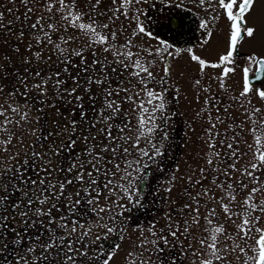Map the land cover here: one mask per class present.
<instances>
[{
    "label": "snow or ice",
    "instance_id": "1",
    "mask_svg": "<svg viewBox=\"0 0 264 264\" xmlns=\"http://www.w3.org/2000/svg\"><path fill=\"white\" fill-rule=\"evenodd\" d=\"M9 2L15 3L16 0H9ZM102 2L103 0H84L85 7L81 9L76 0H20L25 9L24 13L22 16L16 15L13 19H8L7 22H5V13L0 11V53H3L0 55V60L4 61L0 63V94H4V89L7 87L2 81L9 79L11 75L5 71L13 59L9 53H20V43L25 37L26 30L30 38L35 40L36 46H39V50L34 52L31 43L26 46L30 55L21 56L23 74L19 70H14L15 75L11 77L18 82V86L14 85L5 94L23 96L24 107L27 110L21 111L20 107L12 105L4 109L0 105V118H2L0 132L8 133L0 141V144L4 146L3 151H7V145L11 143L15 135L11 132L9 125L22 127V121L29 122L33 101L40 105L37 112L41 113L47 106L55 109L59 115V108L55 101L74 104L79 108V118H76L74 108L69 109L73 118L68 120L64 117L66 122L62 125L57 124L58 130L55 135L65 136L66 141L48 142L53 133L49 132L48 136H43L42 128L34 129L30 134L36 137L39 150H37V144L34 143L29 152L24 154V158L17 161L14 168L0 172V229L7 231V222L10 219L15 221L19 218V223L23 225L20 231L12 227L10 232L13 237L11 250L16 253V264H20L21 261L23 264H110L117 255L116 250L120 248V245H109L110 251L104 253V258L101 260L103 245L98 242L102 239L107 240L110 234L117 232L119 233L117 238L123 240L130 218L126 213L130 214L134 208L143 206L142 201L148 186V177L151 175L150 169L152 165L157 164V157L164 155L163 141L168 138L166 132L168 117L164 115L167 88L158 92L154 87H149V84L155 81L151 71L155 62L144 61L138 51H132L135 46L134 38L141 34L150 38L156 37L152 32L146 31L144 24L140 22L139 16L143 13L137 8L133 17L137 21L136 28L130 33V38L117 45V32L112 30L109 23L99 22L95 18L106 15L99 11ZM143 2L146 0H120L118 7L109 9L113 15L107 16V20L115 24L119 19L117 13L129 18L130 6ZM199 3L202 6L206 3L211 5L212 0H199ZM254 3L255 0H239V3L238 0H219V6L225 10L226 18L230 22L229 49L225 55L220 56L219 63H209L195 55L191 48L187 49L191 54V60L199 64L201 73L208 67L220 68L225 64L235 63L234 57L238 45L245 36L252 38L257 31L254 27H248L245 19L246 14L253 9ZM112 4L115 5L116 0H112ZM7 12L11 14L14 9L8 8ZM32 15L36 16L35 20H32ZM85 17H87V22H85ZM215 19L216 17H213V20ZM177 26H182V18ZM207 26V22L200 25L202 28H207ZM69 29L73 30L72 35H67ZM76 32L88 37V43L81 46L79 50L70 51V43L77 39ZM54 35L56 39H53ZM211 35L212 33L209 32L208 36L211 37ZM204 43H208V40ZM159 44L161 47L156 50L157 54L172 47L164 40H160ZM47 45H51L52 54L56 55L57 61L63 66V71L58 69L54 72H45L39 66L41 60L44 61L45 66L52 60V55L47 58L43 55ZM85 47L90 49L89 54L93 57L91 61H88L85 55ZM97 51L111 53L113 61L109 62L106 56H97ZM181 51L180 48H176L175 54L178 55ZM148 55L151 56L153 53L148 50ZM167 55L173 56V53L168 52ZM73 56L79 58V63L75 66L86 74L83 84L80 82L79 72L76 75L69 72L68 66L72 64ZM246 61L249 62V66L243 68L244 86L240 93L241 96H247L253 91L252 82L249 79L250 73L255 81L264 83V57L250 55L246 57ZM33 63L37 64L35 71L31 70ZM112 63L119 64L124 70L132 69L129 77H135L141 86L140 91L135 93V98L128 94L131 88L135 87L130 79V87H121L123 81L113 86L109 73H116L117 69L112 67ZM252 66H255L254 72ZM234 70L233 67H223L221 88L225 87L223 78L228 77ZM164 72L165 75L169 73L167 64ZM65 76L68 78L66 79ZM160 83L166 84V80L161 79ZM200 84V79L194 81L195 86ZM93 85L103 86L101 89L103 103L99 109H95L96 96L92 91ZM207 90V88L204 89V91ZM176 91L178 92L179 89ZM121 92L124 93L122 99L132 102L133 111L137 112L135 136L130 134L131 121H126L122 125L114 124L121 113V103L115 97H120ZM141 92L144 93L143 98L140 96ZM256 94L264 99V89H256ZM85 97L96 112L90 123H88V113L84 110ZM207 105L206 100V107L202 111L207 110ZM9 111L18 115L19 120H14L9 115ZM217 111H219L218 108ZM259 111L258 108L254 109V113ZM157 113H160L159 117ZM40 119V116L36 117L37 123ZM158 119L162 123L158 124ZM216 120L223 122L219 115L216 116ZM209 122L211 123V116ZM97 125L100 126L97 127ZM215 126L214 123L211 125L212 128ZM157 131L160 132L159 139L156 137ZM206 131L210 136L208 147L215 149V137L219 133H213L211 128ZM253 131L256 130L253 129ZM37 132L41 135H37ZM232 139L235 140V137ZM255 140L258 148L254 153V162L250 164V168L246 167L241 172L242 177L254 181L257 185L251 188L243 201V204L247 206L248 215L238 226L236 236L229 237L223 225H213V219L219 220V217L215 209H211L208 217H205L207 224L212 225L211 229H206L209 236L199 241L201 248L207 251L199 253L193 251L192 253L201 257L200 264H217V262L218 264H230L226 254L235 253L237 250L244 256V264H264V230L257 229L260 234L251 255L248 254L252 250L251 245L242 247L236 242L237 238L245 242L251 238L249 235L253 223L251 212L257 209L264 212V201L254 202L255 194L264 191L256 175V170L264 173V146H261L260 135H257ZM78 143L82 145V148L76 152ZM221 143L223 144V140ZM227 149L230 151L226 154V159L238 160L237 151H232V143L227 144ZM63 152L68 153L66 167H61L55 159ZM17 155L19 154L11 158L16 159ZM207 155L210 158L206 159V167L199 169L202 179L192 181L189 176V182L200 185L203 195H208L211 191L212 199L215 200V189L204 188L203 184L204 180L209 179L207 175H204L205 171L211 169L212 184L225 193L219 197V200L223 201L227 198L234 202L239 194L238 189L248 188V184L243 179L239 182L232 179V173L237 171L236 163H227L226 167L220 168L217 166L222 163L220 152L214 151ZM175 180L176 176L173 174L168 181L167 192H172ZM200 195L201 193L197 194V196ZM101 198H103V204H101ZM188 199L196 201L197 207L194 211L198 214L199 200L193 197L191 192H188ZM84 205L87 208L82 212L80 209ZM183 207L192 209L190 204H185ZM221 207L225 214L229 213L228 203H222ZM90 217L95 219H90ZM165 219L166 224L158 230L155 223L149 225L148 232L152 239H148L147 236L137 238L138 242L133 244L132 251H129L125 257V264H166L164 246L174 248L175 245L170 243L169 238L179 240L189 231V224L185 220L183 231H181L180 223L174 224L171 214L166 213ZM192 219L194 223L199 224L198 215L193 216ZM254 220L258 221L259 217H255ZM97 228L104 230L103 237L94 231ZM241 232L243 236H240ZM221 235L225 237V240L231 239L232 241L226 248L223 247V241L219 239ZM3 239L4 232H0V241ZM148 245L152 247L149 248ZM0 246L8 248L7 243ZM222 252L225 255H221ZM206 255L208 258H203ZM236 259L239 260L240 257L237 256ZM172 264H176L175 260Z\"/></svg>",
    "mask_w": 264,
    "mask_h": 264
},
{
    "label": "rangeland",
    "instance_id": "2",
    "mask_svg": "<svg viewBox=\"0 0 264 264\" xmlns=\"http://www.w3.org/2000/svg\"><path fill=\"white\" fill-rule=\"evenodd\" d=\"M77 4L81 9L85 7L84 0H76ZM239 3V0H238ZM120 4V0H116V4H112V0H103L102 4L99 6V11L102 13H106L105 16H96L97 21L102 23H109L112 30L117 32V45L122 44L126 39L130 38V33L136 28L137 21L134 17L135 10L138 8L142 11V15L139 16L140 22H142L145 26L146 31H150L153 33V36L156 38H150L147 35L141 34L139 37L134 38L133 43L134 47L132 48L133 52H139L140 56L143 57L144 61H154V66L151 68L153 75L155 77V81L152 84H149V87H154L156 91H163V89L167 88L166 93V109L164 115L169 118V124L166 128V132L168 129L172 128L175 133L178 130L179 126L177 123L178 117L183 118H192L197 117V111L199 104L208 102L213 99V88L221 87L219 83H221L220 79L217 80L215 78L214 72L215 68L208 67L204 70L203 73L200 72V66L197 62L191 60V54L187 51V49L191 48L192 52L195 55L200 56L202 59L209 62L214 59L216 55H219L221 52L226 50L229 45L230 38V22L227 20L225 15V10L220 8L219 0H212L211 5L204 4L203 6L199 3V0H146L141 4H133L130 6L128 10V17L117 13L119 19L116 20L115 24H111L110 21L107 20V16L113 15L110 8L118 7ZM8 8H13L14 12L9 14L7 12ZM182 8L184 12H182V21L193 26L194 35L191 36V43L189 46L176 45L171 48L166 49L164 52L159 54L156 53V50L161 47L159 44L160 40L167 41L168 43L172 41V37L167 34L168 30H166V26L168 24L169 16L177 9ZM18 11H15L17 10ZM37 9H39V5H37ZM0 11L5 13L6 21L8 19H13L16 15H21L24 13L25 9L21 5L20 0H16L15 3H10L9 0H0ZM95 15V13H93ZM213 17H216L213 20ZM36 16L32 15V20H35ZM245 19L247 20L248 27H254L257 31L252 38L244 37L240 46L244 48V50L248 51L250 55H255L257 57H264V0H255L253 9L249 14H246ZM85 22H87V17H85ZM207 22V28H204V32L201 31L202 27H200L201 23ZM19 27V26H18ZM123 32V34H121ZM211 32V37L208 36V33ZM63 34V33H62ZM73 30L69 29L67 35H72ZM203 34V35H202ZM202 35V36H201ZM75 39L69 45V50L72 49L79 50L81 46H84L88 43V37L83 36L81 33L76 32ZM201 36V37H200ZM202 38V41L198 40V38ZM53 39H56V36H53ZM205 40H208V43H204ZM31 43L33 45L32 51L39 50V46H36L35 40L30 38V34L25 33V37L23 41L20 43V53H9L12 55L13 59L10 64L7 65L5 71L10 73V78L3 80L2 83L7 85L4 89V94H0V105L3 106L4 109H8L9 105L20 107L21 111L27 110L25 105V99L23 96L17 94L16 96H7L8 93L13 86H18V82L14 81L11 77L15 75L14 70H19L21 74H23L24 67L21 56H29L30 53L26 50V46ZM64 45H62L63 47ZM99 48L100 46H94ZM180 48L182 51L176 55L175 49ZM148 50H150L153 55H148ZM90 49L85 47V55L88 58V61H91L93 57L89 54ZM172 52L173 56H168L167 53ZM3 55V53H0ZM44 57L47 58L49 55H52V60L49 62L47 66H45L44 61L41 60L39 62V66L43 71H63V66L57 61V57L55 54H52L51 45L45 46ZM97 56H106L109 62L113 61V56L111 53H102L101 51H97ZM72 64L68 66L69 72L72 75H76L79 72L80 82L84 83L85 73L75 65L79 63V58L73 56ZM123 59V57H120ZM235 59V63L231 66L235 69L234 72L230 73L227 77L226 81H223L226 90H228L230 95V100L232 103L231 106V114L230 118L233 121V132L236 133L234 135L235 140H233V144L235 146L234 151L238 153V160H232V162L236 163L237 171L232 173V179L239 182L242 179L245 183L248 184L247 189H238L239 194L236 197L234 202L229 201L225 198L223 201L219 200V197L225 195V193L218 188H215V202L213 206L204 205L203 200L199 204V213L197 214L194 210L197 207L192 201H189V204L192 205L191 210L183 211L180 206H176L179 199V195L183 192L194 191L192 188H186L182 191L180 184L178 185L179 180H177V163H175L169 171H173L176 180L174 182V187L172 192H167V186L164 184V171L159 174H156L159 180L156 183L151 182V186H147L145 190V196H150L151 194L155 195L154 202L150 203L147 208L143 205L142 207L134 208L131 213H126L129 215V220L126 225V232L124 233L123 240L118 239L119 233L110 234L107 240H101L98 243L105 246V242L109 239H112L111 243H107V251H110L109 245L119 244L120 248L117 251V255L110 262V264H125V257L129 251H132L133 244L137 243V238L140 236H147L148 239H152L148 232L149 225L152 223L156 224V229L163 227L166 224L165 214H171L173 223H180L181 231H183L185 220L188 221L189 231L181 236L179 240L169 238L170 243L175 245L174 250L178 251V256L176 257L177 262H183V264H200L201 257L199 255H193V251L197 253L202 251H207L206 249H202L199 241L202 238L208 237L209 232L206 229H211L212 225H208L205 217H208L211 209H215L216 215L219 217V220L213 219V225L220 226L223 225L227 231L229 237L236 236L238 232V226L242 224V220L245 216L248 215L246 211L247 206L243 204L244 199L250 192L251 188L257 186L254 181L249 180L248 178L242 177L241 172L244 168H250V164L254 162V153L258 148L256 144L255 137L257 135L261 136V146H264V99H261L256 94L257 86L252 84L253 91L247 96H241L240 93L243 91L244 80H243V68L245 66H249V62L244 60ZM0 63H4L3 60H0ZM210 63V62H209ZM169 66V73L165 75L164 68L165 65ZM37 67L36 63H33L31 66V70L35 71ZM112 67L117 69L116 73H109L110 79L112 81L113 86H115L120 81H123L121 87H130L129 79L131 80V84L135 87H132L129 95H132L135 98V93L140 91V84L137 83L135 77H129V73L132 71L131 68L124 70L119 64L112 63ZM255 66H252V71ZM119 73V74H117ZM67 79L68 77L65 76ZM161 79L166 80V84H161ZM196 79L201 80V84L199 86L194 85V81ZM211 81H214L211 83ZM69 83L71 81L69 80ZM229 87H228V86ZM264 88V83L261 84ZM102 87L103 86H92L93 94L96 96L95 100V109H99L103 103L102 98ZM207 88V91L204 89ZM262 88V89H263ZM176 89H179L177 92ZM22 92L23 89L21 88ZM207 94L209 95L207 97ZM140 96L143 98L144 93L141 92ZM124 97V93L121 92L120 97H115L118 102L121 103V113L117 116L114 124L122 125L126 121H131V135L135 136V124L137 120V112L133 111L134 105L130 101H125L122 99ZM137 104L139 100L137 99ZM57 108H59L60 114L58 115L56 110L53 108H49L45 106L44 112H37V108L40 107L39 104H36L33 101V106L30 110V121L29 122H21V126L9 125L11 132L15 133L10 144L7 145V151H3V145L0 144V172L8 168H14L17 164V161H20L24 158V154L29 152L31 145L34 143L37 144V150H39V143L36 141V137L31 135L30 132L34 129L42 128V135L48 136L49 132L53 133L52 136L49 137V141H56L59 143L60 140H65L66 137L61 135L57 137L55 133L57 132V124H64L66 120L64 117H67L68 120L73 118L69 109H73L76 111V118H79V108L78 106H74V104H65L62 101H55ZM85 111L88 113V123L91 122V118L96 115L95 109L89 104L87 97L84 100ZM183 107V109H182ZM260 109L259 112L254 113V109ZM182 110V113H181ZM9 115L13 117L14 120H19V116L13 114L9 111ZM40 116L41 119L37 123L36 117ZM157 116H160V113H157ZM2 120V118H0ZM157 123H162L161 120H157ZM236 123L239 126H236ZM100 125H97L99 127ZM87 127V124H85ZM255 129L256 131H253ZM127 131V130H126ZM8 133L0 132V141H2ZM37 135H41L40 132H37ZM157 139L160 138V132L156 133ZM22 141V142H20ZM165 141V140H164ZM163 141V143H164ZM143 146V141L141 142ZM82 148V145L78 143L75 151L79 152ZM164 150V149H163ZM188 151L192 152V150L188 149ZM19 154L16 156V159H12L11 157L15 154ZM75 154V153H73ZM163 162L164 158L161 157ZM61 167H66L68 164V153L63 152L60 157L55 158ZM158 160V159H157ZM203 159H201L202 161ZM258 162V161H256ZM163 167L164 165L154 164L152 165V170H157L158 168ZM256 175L260 179V186L264 187V173L260 170H256ZM169 187V185H168ZM166 192H165V191ZM187 190V191H186ZM149 192V194H148ZM167 194V196H166ZM198 194V193H197ZM197 194H195L197 196ZM194 197V194L192 195ZM203 198V195H200ZM165 198V199H164ZM167 198V199H166ZM164 200L166 205L164 206ZM264 201V191L255 194L254 202L260 203ZM103 198H101V204H103ZM228 203L230 211L228 214H225L221 204ZM87 208L86 205L82 206L80 211H85ZM181 216H179V213ZM171 212V213H169ZM178 213V214H177ZM198 215L199 224L193 222V216ZM231 217V218H229ZM259 217L258 221H255L254 218ZM212 218V217H209ZM251 218H253V223L251 225V231L249 233L250 239L246 242L237 238L236 242L240 243L242 247L252 246V250L249 251V255L255 249V243L258 239L259 232L257 229L264 230V212L260 210H255L251 212ZM90 219H95L94 217H90ZM8 230L4 231V229H0V232H4V239L0 241V245L3 243H9L11 241V228L15 227L17 231H20L23 227L22 224L19 223V218L14 220H9L7 222ZM95 232H98L102 237L104 236V230L102 228L94 229ZM179 235V234H178ZM240 236H243V233H240ZM189 237V238H185ZM220 241H223V247H228L229 244L232 243L231 239L225 240L223 235L220 236ZM13 246L8 245V248L5 249L0 246V264H16V253L13 252ZM18 247V246H17ZM151 248V245H148ZM169 251L171 250L170 246ZM178 248V249H177ZM8 253H7V252ZM147 255V254H146ZM221 255H225V253H221ZM227 259L230 264H244V256L239 253L237 250L235 253H227ZM239 256L240 259L237 260L236 257ZM184 257V258H183ZM203 258H208V256H204ZM156 259V257H153ZM23 264V261L20 262ZM218 264V262H217Z\"/></svg>",
    "mask_w": 264,
    "mask_h": 264
},
{
    "label": "flooded vegetation",
    "instance_id": "3",
    "mask_svg": "<svg viewBox=\"0 0 264 264\" xmlns=\"http://www.w3.org/2000/svg\"><path fill=\"white\" fill-rule=\"evenodd\" d=\"M182 12H184L182 8H179L175 10L168 18V24L166 26V30H168L167 34H169L172 37V41L169 42V44H171L173 47L176 45L186 46L188 44L189 46H191L190 45L192 40L191 36L194 35V30L192 28L193 26H191V24L185 23L183 21L181 27H178L177 26L178 24L176 26L170 24L171 19H177V21L179 22L180 19L182 18L181 16ZM201 31L204 32V28H202ZM200 37L198 38V40L202 41V38ZM228 49H229V45L226 50L221 52L219 55H216L215 58L210 60L209 62L219 63L220 56L225 55ZM248 54L249 52L244 50V48H242L239 44L237 53L235 54L234 58H237L239 60L242 59L245 61L246 57H248ZM223 67H232V66L225 64L220 68H215L214 72L212 71V73L215 74L214 76L217 80L220 79L221 81V74L223 72ZM226 80L227 77L223 78V81ZM212 82L214 81H211V83ZM219 84L221 85V83ZM252 84H255L258 89L263 88L261 85L262 82H253ZM226 88L227 87L224 88L214 87L211 94H213V98L215 99H212L211 101L208 102L206 111H202V109L206 107L205 103L199 104V107L197 108L198 109L197 113H200V115H197V117H192V118L178 117L177 123L179 128L178 130H176V133L172 128L168 129L167 132L168 138L164 141V150H163L164 155L161 156L164 158V162L161 157H157L158 165H164V170H162L163 167H161L154 171L152 170L151 167L150 169L151 175L148 177V185L150 184L149 186H151L153 183H156L159 180V178H155L157 177L156 174H159L162 171H164V184H166L168 188L169 185L168 181L172 178L174 174L173 171H169V170L175 163H177V166L175 167L177 168V176H178L177 180H179L178 185L180 184L179 188L181 187L182 191L188 187L190 188V190L192 188L194 191L193 192L190 191L191 195L194 194V197H197V199L199 200V204L203 200L204 205L205 204H207L208 206L214 205L215 200L212 199L213 193L209 191L208 195H203L201 186L198 184L190 183L188 177L191 176L192 181L202 179L199 169L206 167V159L210 158L207 154L210 152H214V151L220 152V160L222 161V163H219L217 165L218 167L223 168L226 167L227 163H232V160L226 159V154L230 151L229 149H227V144L228 143L233 144L232 138L234 137V135H236V133L233 132V126H232L233 121L230 118L232 103L230 100L229 92L228 90H226ZM208 96L209 95L207 94V97ZM217 108L219 109V111H217ZM217 115L221 117L223 121L222 123L216 120ZM210 116H211V123L209 122ZM213 123L216 125L215 128L211 127ZM168 124H169V118L167 120V126ZM236 126L238 127L239 124L236 123ZM210 128L213 133H219V135L215 137V144H216L215 149H209L208 147V141L210 140V136L208 131L206 130ZM221 140H223V144L221 143ZM234 148L235 146L233 144L232 151H234ZM188 149L192 150V152L188 151ZM201 159L203 160L201 161ZM154 172H156L155 176H153ZM210 172L211 169H207L204 173V175H207L209 177L208 180L203 181L204 188L215 189V185L212 184L211 182ZM197 193H201V195H203V198H201L200 196H196L195 194ZM154 197H155L154 194L153 195L151 194L150 196L149 195L144 196V200L142 201V204L145 206V208H147L150 203L154 202ZM175 200H177L176 203L178 202L176 206H180L183 211L189 210V209H184L183 207L185 204H189L190 201V199H188V194H186V192L180 194L179 199H175ZM192 202L196 204L195 200H193ZM165 205L166 202L164 200V206ZM177 212L179 213L178 209ZM179 216H181L180 213ZM11 241H9L8 243L9 247L12 246ZM111 242L112 239H109L108 241L105 242L106 243L105 246L107 247V243H111ZM106 247H104L103 245V253L101 254L100 257L101 260H103L104 258V253L108 252ZM169 249H170L169 247H165L164 259L166 261V264H172V261L176 260V257L178 256V251H175L173 247H171L172 251H169ZM177 264H183V262H177Z\"/></svg>",
    "mask_w": 264,
    "mask_h": 264
},
{
    "label": "water",
    "instance_id": "4",
    "mask_svg": "<svg viewBox=\"0 0 264 264\" xmlns=\"http://www.w3.org/2000/svg\"><path fill=\"white\" fill-rule=\"evenodd\" d=\"M170 24L173 25V26H176V25L178 24L177 19H171V20H170ZM249 79L251 80L252 83H253V82H257V81H255V80L253 79L252 74L249 75Z\"/></svg>",
    "mask_w": 264,
    "mask_h": 264
}]
</instances>
